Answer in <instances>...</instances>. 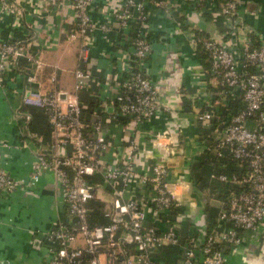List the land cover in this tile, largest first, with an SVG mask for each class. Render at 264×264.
<instances>
[{
  "label": "built area",
  "instance_id": "1",
  "mask_svg": "<svg viewBox=\"0 0 264 264\" xmlns=\"http://www.w3.org/2000/svg\"><path fill=\"white\" fill-rule=\"evenodd\" d=\"M46 1L59 6V0ZM112 1V6L101 9L102 17L96 18L94 0H70L73 26L69 37L80 40L73 90L43 92L29 87L22 95V104L41 111L51 130L50 144L35 149V155L39 168L53 172L61 194L60 214L42 233L48 254L43 264H160L155 255L166 246L180 250L174 264H226L225 248L237 250L244 241L243 231H253L264 222V38L239 16V0H187L224 24L217 37L199 33L190 20L181 23L193 48L200 46L206 52L208 73L217 80L218 95L208 99L209 109L199 112L197 120L208 126L212 110L226 105V93L238 94L244 102L243 108L223 122L224 132L214 145L218 156L226 152L238 162L242 174L212 176L242 190L230 196L218 212L216 226L198 243L193 237L182 239L176 225L158 228L162 214L180 205L166 182L169 166L156 161L140 168V141L134 132H128L170 110L160 104L158 90L147 74L154 41L148 3L154 2L162 12H170L174 4ZM16 5L0 0V16L14 11ZM17 34L0 36L1 87L20 58L34 61L29 38ZM97 34L115 48L114 58L118 54L116 70L106 83L98 84L94 96L98 100L105 97L104 103L110 100L104 105L108 120L124 119L119 127L126 139L119 148L110 144L102 118L87 120L79 97L94 81L91 55ZM50 80L54 82L55 76ZM27 81L33 84L35 76L29 74ZM147 135L152 148L170 154L162 141L170 138L166 130ZM8 147L0 141V190L12 193L21 183L2 166L1 153ZM97 176L101 181L95 180ZM98 209L97 221L91 222ZM103 219L106 223H101Z\"/></svg>",
  "mask_w": 264,
  "mask_h": 264
},
{
  "label": "crops",
  "instance_id": "2",
  "mask_svg": "<svg viewBox=\"0 0 264 264\" xmlns=\"http://www.w3.org/2000/svg\"><path fill=\"white\" fill-rule=\"evenodd\" d=\"M11 1L17 4V8L0 16V36L13 31L25 34L34 61L25 60L23 69L15 65L7 74L6 85L0 86V141L9 144L2 150L1 163L10 176L21 183V187L12 193L0 190V264H43L48 254L42 233L52 227L60 214L61 194L53 172L39 168L35 155V149L50 144L44 141L40 126L49 135V141L52 140L51 130L43 114L42 117L34 115L41 111L25 108L22 95L29 87L43 92L72 91L74 78L70 83L66 74L73 77V70L79 64L80 40L69 37L73 26L70 0H59L57 7L49 5L46 0ZM156 1H169L174 6L170 12H162L154 2L148 3L154 41L147 61V74L158 90L160 104L170 110L138 124L135 131L128 127V132H134L140 141L141 152L137 160L140 168L149 167L156 161L169 166L166 182L180 205L162 214L158 228L163 230L176 225L182 239L193 237L201 243L209 212L216 210V220L231 193L222 199L225 183L210 178L203 185L196 179L197 165L206 148L202 131L211 126V122L208 126L202 125L197 114L205 109L208 99L218 95V88L217 80L208 73L205 54L193 48L184 37L181 23L190 20L199 33L217 37L224 31V24L208 12H200L202 7L195 8L187 0ZM113 4L112 0H94V17H102L101 9ZM239 16L264 38V0H239ZM95 39L96 49L91 55L94 81L90 90L79 94L80 98L81 94L94 97L98 84L106 83L117 68L118 54L116 58L113 56V52H117L115 48L101 40L98 34ZM29 74L35 76L33 84L27 81ZM52 76H55L54 82L50 80ZM102 100H98L100 112L105 111L104 105L110 103V100L105 103ZM106 115L93 112L88 119L102 118L110 144L122 147L125 133L120 130V125H112L113 121ZM163 130L171 138V143H168L170 138L162 140L167 143L168 155L152 148L147 135ZM217 130L216 127L212 133ZM23 141L26 146L22 145ZM237 166L226 164V174L233 173ZM35 173L38 174L34 179ZM95 180L99 182L101 177L97 176ZM243 236L244 241L237 250L225 248L226 264H264V222L253 231H243ZM163 248L155 256L160 264H170L172 258Z\"/></svg>",
  "mask_w": 264,
  "mask_h": 264
},
{
  "label": "trees",
  "instance_id": "3",
  "mask_svg": "<svg viewBox=\"0 0 264 264\" xmlns=\"http://www.w3.org/2000/svg\"><path fill=\"white\" fill-rule=\"evenodd\" d=\"M17 36L19 37L20 35L17 34ZM196 49L201 50L207 58L206 52L200 46H197ZM25 60H26L25 58H20L18 60V63L16 64V67L18 69H23L24 65L26 64V61L28 62V60L26 61ZM208 69H209V63H208ZM225 95H226V102H227L226 105L218 106V108L212 110L214 113V116L211 120V126H209L208 128H205V130L202 131V139L204 140L206 144V148L204 150V154L202 156L201 161L197 165L198 174H197L196 179L198 182H200L203 185L207 183V179L213 178L212 177L213 175L217 176L219 174L226 173L225 165L228 163H234L238 165L237 168L233 172L234 175L240 176L242 174V169L239 167V164L236 160H234L226 152L223 153V156H218L217 152L214 149V145L216 141L221 137V135L224 132L226 124H223V122H225L226 119H228L229 115L236 113L239 109L243 108L244 106V102L242 101L241 96H239L238 94L231 95V94L226 93ZM80 99L84 101V105L86 109L84 114L87 120H89L88 118L90 114H92L93 112L97 114H101V115H106V111L100 112L101 109L99 111L98 99L95 96L93 97V96H88V94H81ZM25 108L30 111L36 110L35 108H31L27 106H25ZM206 109H209V108H206ZM42 114H43L42 112L41 113L35 112L34 115L37 117H42L41 116ZM123 120L124 119H122V121H114L112 122V125L116 124L118 126L120 124H123L124 123ZM216 127L218 128L217 132L212 133ZM39 129L41 132L44 133V141L51 142L49 141V135L47 134V132L43 131V128L41 126ZM225 184L226 185H224L223 187L224 194L222 195V199L226 198L227 193H231L232 195L233 193H237L238 191L242 190V187L238 185H233L229 183H225ZM97 206L99 207V203H97ZM99 211L100 210L98 209L97 211L95 210V212H93L92 214L93 217L91 219V222L97 221L94 218H96L95 216L98 214ZM216 214H217L216 210H212L211 212H209L210 218L207 221L208 226H207L206 233L210 232L216 226V220H215ZM101 223H106V220L103 219ZM163 250H165V252L169 255V257L172 258L171 260H169L171 261V263H174L178 259V256L180 253L178 246H166L163 248Z\"/></svg>",
  "mask_w": 264,
  "mask_h": 264
},
{
  "label": "rangeland",
  "instance_id": "4",
  "mask_svg": "<svg viewBox=\"0 0 264 264\" xmlns=\"http://www.w3.org/2000/svg\"><path fill=\"white\" fill-rule=\"evenodd\" d=\"M42 71V70H41ZM43 72V71H42ZM67 75V78H68V80L70 81V83L73 81V77H72V75L71 74H66Z\"/></svg>",
  "mask_w": 264,
  "mask_h": 264
}]
</instances>
